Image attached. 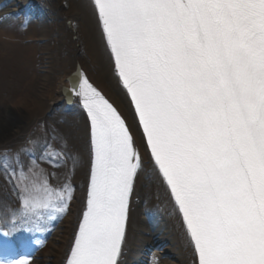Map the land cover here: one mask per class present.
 I'll return each mask as SVG.
<instances>
[{"label":"snow or ice","instance_id":"1","mask_svg":"<svg viewBox=\"0 0 264 264\" xmlns=\"http://www.w3.org/2000/svg\"><path fill=\"white\" fill-rule=\"evenodd\" d=\"M114 72L193 264H264V0H92ZM66 91L90 123L86 207L67 264H119L129 204L144 170L118 109L80 73ZM23 224L71 201L42 172L13 176ZM0 264H26L6 260Z\"/></svg>","mask_w":264,"mask_h":264},{"label":"bare ground","instance_id":"2","mask_svg":"<svg viewBox=\"0 0 264 264\" xmlns=\"http://www.w3.org/2000/svg\"><path fill=\"white\" fill-rule=\"evenodd\" d=\"M3 10L17 17L0 25V44L17 45L18 34L23 31L20 23H24L29 30L25 38L28 46H40L42 86L36 97L16 101L0 114V149L11 145V150L0 157V179L5 180L8 168L20 167L31 155L42 157L43 144L35 151L14 152L13 141L28 133L31 126L26 127L25 121L33 116L38 121L47 117L53 131L49 141H55L54 133L63 135L65 148L69 149L64 160L69 167L68 180L64 181L71 193L69 210L64 216L47 218L48 241L27 264H67L86 207L92 159L90 123L80 98L66 91L71 87L70 78H78L80 73L126 116L144 165L137 179L135 198L139 201L134 204L122 264H193L194 254L179 217L173 215L166 190L146 178L151 172L150 153L126 90L115 75L92 0H0V11ZM42 18L47 20L43 24ZM66 178L61 175V179ZM20 204L0 184V220L15 218L21 212ZM147 214L154 218L144 217Z\"/></svg>","mask_w":264,"mask_h":264},{"label":"rangeland","instance_id":"3","mask_svg":"<svg viewBox=\"0 0 264 264\" xmlns=\"http://www.w3.org/2000/svg\"><path fill=\"white\" fill-rule=\"evenodd\" d=\"M40 21L43 24L47 20L42 18ZM40 27L39 24V35H41ZM28 31V29H25L18 34L19 43L15 46L13 43L9 47L0 44V114L5 112L14 102L29 100L36 97L40 92L42 86L40 46L38 49H32L28 46V41L25 40ZM53 45L55 46V42ZM47 120V117L44 118L46 125L43 126L40 125L37 117L29 118L25 121V126H31V130L28 129L27 134L13 141V145L19 152L23 148L24 152L26 149H35L40 144H43L44 148L41 153L43 157L39 158L38 163H36L40 165H36L29 160L28 167L17 171L16 176H19L21 172L29 174L31 169L32 171L42 172L44 176H47L49 184L53 188L64 189L66 185L64 181L68 180L69 177L67 173L69 167L65 162H62V159H67L65 153L69 149L65 148L67 142L63 135L56 133L57 138L55 141H48L53 131ZM10 147L11 145L1 148L0 154L2 155L7 149L11 150ZM61 175L62 178L63 176L67 178L61 179ZM67 187L69 190V185ZM22 194V187H20V194H17V197L21 199Z\"/></svg>","mask_w":264,"mask_h":264}]
</instances>
